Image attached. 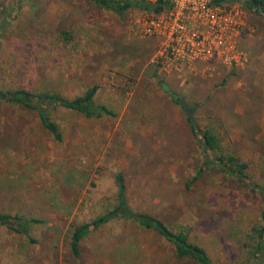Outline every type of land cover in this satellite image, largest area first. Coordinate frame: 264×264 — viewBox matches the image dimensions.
Listing matches in <instances>:
<instances>
[{"label": "rangeland", "instance_id": "obj_1", "mask_svg": "<svg viewBox=\"0 0 264 264\" xmlns=\"http://www.w3.org/2000/svg\"><path fill=\"white\" fill-rule=\"evenodd\" d=\"M235 3L247 18L238 37L245 59L166 72L155 58L158 40L136 32L134 6L117 13L92 0H0V88L76 97L99 84L95 101L116 112L51 109L58 141L37 111L0 102V210L42 220L32 226L37 242L0 224V264H197L177 259L156 231L122 219L90 233L73 254L74 227L116 203L118 171L133 208L188 227L214 262L242 263L260 220L256 193L219 168L185 185L203 161L189 117L264 184V16Z\"/></svg>", "mask_w": 264, "mask_h": 264}, {"label": "trees", "instance_id": "obj_2", "mask_svg": "<svg viewBox=\"0 0 264 264\" xmlns=\"http://www.w3.org/2000/svg\"><path fill=\"white\" fill-rule=\"evenodd\" d=\"M103 8L111 9L117 13H123L128 8L136 6L146 10L158 11L162 5L146 4L137 0H92ZM248 4L255 11L264 16V3L261 0H240ZM18 8V7H17ZM99 84L89 87L82 95L67 97L57 91L32 90L28 88H0V102L11 105H19L26 110L37 111L43 127L58 140H63L60 126L51 117V109L59 107L80 112L86 117L101 118L115 116L116 112L108 105L97 103L95 96L99 90ZM174 100L182 104L179 97ZM190 130L195 137L203 155V161L193 176L186 182V188L190 189L211 168H219L236 179L240 184L250 188L256 193L262 203L260 220L253 225L247 233L246 241L242 247L241 264H264V184L255 181L249 174V163L234 154H226L221 137L211 128H203L193 118L189 117ZM117 187L116 203L104 213L85 221L74 227L71 234V250L75 256H80L81 242L90 233L102 226L118 219L129 220L145 229L156 231L161 237L173 245V255L179 260H190L197 264H218L213 261L207 249L190 238V229L183 225L174 229L165 220L150 212L139 211L131 206L128 200L127 183L122 171L115 174ZM41 219L29 218L19 213H7L0 210V224L8 229L26 237L30 242H37L32 237V226L41 223Z\"/></svg>", "mask_w": 264, "mask_h": 264}, {"label": "built area", "instance_id": "obj_3", "mask_svg": "<svg viewBox=\"0 0 264 264\" xmlns=\"http://www.w3.org/2000/svg\"><path fill=\"white\" fill-rule=\"evenodd\" d=\"M137 1L162 5L158 11L134 6L141 11L134 23L138 34L158 40L155 58L164 71L215 61L235 66L245 59L238 37L247 18L235 0Z\"/></svg>", "mask_w": 264, "mask_h": 264}, {"label": "water", "instance_id": "obj_4", "mask_svg": "<svg viewBox=\"0 0 264 264\" xmlns=\"http://www.w3.org/2000/svg\"><path fill=\"white\" fill-rule=\"evenodd\" d=\"M189 115H191V113H188Z\"/></svg>", "mask_w": 264, "mask_h": 264}]
</instances>
